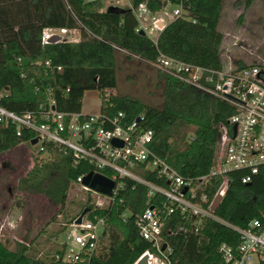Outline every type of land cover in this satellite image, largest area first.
Returning <instances> with one entry per match:
<instances>
[{
  "label": "trees",
  "instance_id": "16d2710c",
  "mask_svg": "<svg viewBox=\"0 0 264 264\" xmlns=\"http://www.w3.org/2000/svg\"><path fill=\"white\" fill-rule=\"evenodd\" d=\"M224 0H132L133 7L146 2L154 11L168 5L182 4L191 16L169 22L157 40L137 31L138 19L132 7L124 13L103 9L100 0H0V103L17 113L38 111L50 100L65 112H82L87 90L102 94L100 112L115 116L125 113L132 123L143 116L141 128L155 132L152 147L186 178L207 175L215 162L219 147V127L235 109L175 77L163 73L164 102L153 107L127 96H106V90L117 87L116 47L125 49L153 63L160 52L183 61L209 68H221L224 33L219 21ZM250 7L256 0H244ZM66 28L80 31L78 41L64 40L42 44L47 29ZM49 62V63H48ZM244 64L240 65L243 66ZM61 68L62 70H60ZM194 128L190 138L189 130ZM34 134L16 135L13 126L0 127V153L20 143H31ZM47 154V156H46ZM73 153L51 143L35 156L34 165L21 178L19 187L46 194L64 206L73 182L94 170L88 160H78ZM112 175L109 170H103ZM150 181L168 188L169 182L156 172L143 171ZM242 172L230 173V185L215 214L240 227L254 218L264 219V173L250 184L241 180ZM112 208L96 207L88 200L72 223L88 208L87 215L105 217L109 222L105 251L91 264H134L151 249L135 224L138 214L149 205L159 204L164 197H149V188L132 179ZM222 180L213 177L206 185L212 199ZM123 199V202L121 201ZM129 216L123 220L121 214ZM182 221L177 212L167 224L174 227ZM174 248L176 264H225L218 248L222 242L236 246L239 234L215 220H208L201 233L168 235ZM66 246L58 256L41 257L26 243L17 249L0 242V264H80L63 260Z\"/></svg>",
  "mask_w": 264,
  "mask_h": 264
},
{
  "label": "built area",
  "instance_id": "2783aa9c",
  "mask_svg": "<svg viewBox=\"0 0 264 264\" xmlns=\"http://www.w3.org/2000/svg\"><path fill=\"white\" fill-rule=\"evenodd\" d=\"M130 7L138 19L137 31L144 30L148 34L151 27L158 31L157 38L169 22L185 16L182 4L169 11L166 10L167 6L157 12L146 2L136 7H133L132 2ZM74 31L66 28L47 29L42 44L51 42L55 35L59 36L55 42L78 41L66 37ZM153 65L159 71L235 109L225 122L218 125V152L207 175L186 178L159 156L152 147L154 130L143 129L139 125L143 116L127 123L124 112L115 116L101 112H65L56 108L54 100L42 105L38 111L20 114L0 103V127L13 126L20 138L26 132L33 133L34 138L39 139L38 143H42L40 150L44 149L45 143L59 146L72 152L78 160H88L93 164L94 172L105 174L103 170H109L112 175H105L116 182L113 193L105 195L94 191L104 197V201H96V207L112 208L120 193L127 189L128 179L146 185L149 197L157 193L164 197L159 204L149 205L135 219L140 235L151 243L152 248L142 253L134 264L145 254H149V264H176L173 259L174 248L164 232L168 230V235H199L208 220L225 224L239 234L236 246L228 242L219 245L218 251L225 264H264V219L254 218L247 226L240 227L220 218L213 210L215 198L218 195L223 198L229 188L230 173L242 172L241 180L244 184H250L264 173V60L243 66L235 63L225 66L223 63L221 68H209L160 52ZM115 139L122 141L123 145L114 144ZM143 171L156 172L170 186L166 188L155 184L143 175ZM86 175L79 176L76 182L93 191L83 184ZM213 177L221 178L222 182L215 196L210 199L206 185ZM177 212L182 221L174 227H167ZM128 216L127 211L121 214L123 220ZM77 218L65 230L63 243L66 251L63 260L68 263L91 264L94 258L105 251L109 222L107 218L98 215L89 218L86 214L81 223L76 222Z\"/></svg>",
  "mask_w": 264,
  "mask_h": 264
},
{
  "label": "rangeland",
  "instance_id": "374dc122",
  "mask_svg": "<svg viewBox=\"0 0 264 264\" xmlns=\"http://www.w3.org/2000/svg\"><path fill=\"white\" fill-rule=\"evenodd\" d=\"M103 9L110 6L130 7L132 0H100ZM176 5H168L171 10ZM185 16H191L185 11ZM224 33L222 59L225 66L251 64L264 60V0H256L245 7L244 0H224L219 21ZM157 38L158 31L148 29ZM69 39H80V31L69 32ZM237 41L238 43L234 44ZM117 87L106 90V96L118 95L138 99L153 106L164 102V78L153 63L131 52L116 47ZM102 94L99 90H87L83 99L84 113H99ZM194 128L189 130L192 137ZM42 143H20L13 149L0 153V242L17 249L26 243L41 257L58 256L63 247L67 220L77 215L88 200L104 201V197L73 182L64 206L56 204L46 194L27 191L19 187L34 165L35 156ZM47 156V154H46ZM68 218V219H67Z\"/></svg>",
  "mask_w": 264,
  "mask_h": 264
},
{
  "label": "water",
  "instance_id": "95a60500",
  "mask_svg": "<svg viewBox=\"0 0 264 264\" xmlns=\"http://www.w3.org/2000/svg\"><path fill=\"white\" fill-rule=\"evenodd\" d=\"M109 11L114 12V13H124L126 11L125 8L120 7V6H110L108 8ZM143 35H146L147 33L144 30L140 31ZM59 40V36L55 35L54 38L51 40V42H55ZM39 141L38 138H34L31 141V144L35 145L37 144ZM114 144L116 145H123L122 141H119L117 139H115ZM83 184L87 187H89L90 189H92L93 191H96L98 193L101 194H105V195H111L113 193V189L115 187L116 182L111 179L110 177L106 176L105 174H102L100 172H94L91 171L89 172L83 179ZM222 200V196L218 195L215 198L214 204H213V210L215 211L220 202ZM88 208H86L82 214L77 218L76 222L77 223H81L82 218L84 215L87 214L88 212ZM166 248V244H164L163 249ZM137 264H149V254H145L139 261Z\"/></svg>",
  "mask_w": 264,
  "mask_h": 264
}]
</instances>
